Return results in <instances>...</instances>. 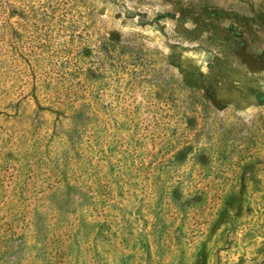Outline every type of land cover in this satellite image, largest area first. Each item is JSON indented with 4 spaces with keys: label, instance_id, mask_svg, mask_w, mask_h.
Masks as SVG:
<instances>
[{
    "label": "rangeland",
    "instance_id": "1",
    "mask_svg": "<svg viewBox=\"0 0 264 264\" xmlns=\"http://www.w3.org/2000/svg\"><path fill=\"white\" fill-rule=\"evenodd\" d=\"M0 264H264V0H0Z\"/></svg>",
    "mask_w": 264,
    "mask_h": 264
},
{
    "label": "trees",
    "instance_id": "2",
    "mask_svg": "<svg viewBox=\"0 0 264 264\" xmlns=\"http://www.w3.org/2000/svg\"><path fill=\"white\" fill-rule=\"evenodd\" d=\"M149 176H152L151 174H149ZM151 191H155V190H151Z\"/></svg>",
    "mask_w": 264,
    "mask_h": 264
}]
</instances>
